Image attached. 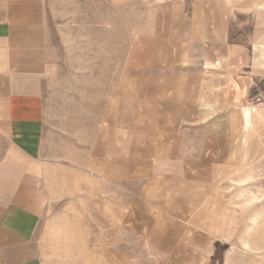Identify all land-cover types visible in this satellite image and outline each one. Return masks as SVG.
Here are the masks:
<instances>
[{"label":"rangeland","instance_id":"1","mask_svg":"<svg viewBox=\"0 0 264 264\" xmlns=\"http://www.w3.org/2000/svg\"><path fill=\"white\" fill-rule=\"evenodd\" d=\"M45 7V160L79 170L98 130L117 122L107 111L134 78L155 89L146 98L136 91V102L159 112L136 118L137 129L148 122L154 132L137 143L180 145L176 162L151 168L180 198L166 237L106 224L83 232L79 216L46 208L38 232L45 264H264V0H45Z\"/></svg>","mask_w":264,"mask_h":264},{"label":"crops","instance_id":"2","mask_svg":"<svg viewBox=\"0 0 264 264\" xmlns=\"http://www.w3.org/2000/svg\"><path fill=\"white\" fill-rule=\"evenodd\" d=\"M49 43L45 0H0V264L46 263L38 237L46 208L72 219L79 216L83 232L92 225L102 231L106 224V229L121 228L142 237H153L154 232L157 239L166 237L169 216L177 221L180 198L173 187H162L163 177L158 170L152 175L151 168L176 162L180 145L176 138L164 145L160 139L140 137L137 143V135L154 132L148 122L137 129L136 118L154 119L159 113L148 112L145 101L136 102V91L140 98L153 95L151 82L134 78L122 85L119 105L111 102L106 115L117 122L98 130L90 157L79 170L55 158L46 161L43 87L50 69ZM178 87L182 101L183 81ZM161 93L166 96V89ZM147 173L152 175L148 180ZM136 180L142 182L139 191L133 187ZM63 221L67 223L65 217ZM165 240L152 244L164 246Z\"/></svg>","mask_w":264,"mask_h":264}]
</instances>
